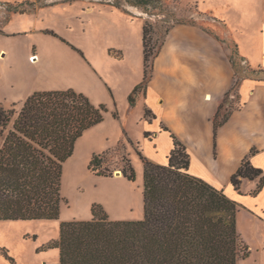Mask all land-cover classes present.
I'll return each instance as SVG.
<instances>
[{
  "label": "rangeland",
  "instance_id": "374dc122",
  "mask_svg": "<svg viewBox=\"0 0 264 264\" xmlns=\"http://www.w3.org/2000/svg\"><path fill=\"white\" fill-rule=\"evenodd\" d=\"M161 1L146 10L120 7L112 0H0V85L20 75H38L35 92L72 89L107 108L104 120L85 130L64 163L60 217L0 220V264H58L59 249L47 244L59 238L62 222L90 220L95 204L112 219L111 213L127 220L145 218L141 155L169 160L161 140L157 147L148 141L151 135L146 136L143 114L131 108L143 92L135 95L132 105L130 97L145 77L147 22L152 26L151 44L166 39L167 30L179 23H194L225 39L229 52L234 40L250 54L261 47L264 0ZM8 4L27 12L13 13ZM121 141L123 148L118 146ZM103 151H107L108 176L123 167L126 155L136 179L121 185L118 178L94 174L89 169L91 158ZM239 206L238 231L249 248L243 263L264 264V208L257 213L245 204Z\"/></svg>",
  "mask_w": 264,
  "mask_h": 264
},
{
  "label": "trees",
  "instance_id": "16d2710c",
  "mask_svg": "<svg viewBox=\"0 0 264 264\" xmlns=\"http://www.w3.org/2000/svg\"><path fill=\"white\" fill-rule=\"evenodd\" d=\"M112 2L146 10L155 2L162 4L161 0ZM8 5L13 13L27 12ZM151 30V23L147 22L143 42L145 77L130 97L132 105L135 95L146 90L155 58L165 42L164 38L151 44ZM219 39L225 43V39ZM231 49L229 58L236 81L213 118L215 147L218 131L235 107L234 100L230 101L232 92L245 78L264 79V68H251L236 41ZM106 111L105 105L96 106L86 95L72 89L34 92L16 115L14 109L8 111L0 105V220L60 217L64 163L72 156L77 139L101 123ZM145 116L152 120L151 110L146 109ZM163 129L170 131L174 142L169 162L161 164L141 155L145 218L113 220L102 206L95 204L90 220L62 222L59 238L47 244V248L59 249L58 264H238L248 256L249 248L237 229L239 203L191 174L186 145L169 127ZM149 135L147 131L146 136ZM118 146L124 147V142ZM106 153L92 156L89 169L94 174L108 176ZM123 161L118 171L134 181L136 170L131 159L123 155ZM243 178H260L255 194L264 185L262 169L252 165L249 157L232 176V183L239 190Z\"/></svg>",
  "mask_w": 264,
  "mask_h": 264
},
{
  "label": "crops",
  "instance_id": "0c3cea01",
  "mask_svg": "<svg viewBox=\"0 0 264 264\" xmlns=\"http://www.w3.org/2000/svg\"><path fill=\"white\" fill-rule=\"evenodd\" d=\"M259 40L261 47L256 54L243 51L238 45L240 54L254 69L264 68V35ZM224 44L208 27L205 29L194 23H179L172 27L155 58L153 75L146 90L137 105L131 108L139 111V116L143 114L144 129L151 135L148 141L157 147L161 140L162 151L170 155L174 142L170 131L163 126L169 127L190 153L191 174L258 213L264 208V185L257 194L254 193L260 178H243L239 190L232 183V176L247 157L252 165L262 169L264 175V79L245 78L238 90L232 92L231 99L238 105L228 122L219 129L215 147L213 118L236 81L229 49ZM37 76L20 75L12 80L13 83L10 80L8 84V80L2 82L0 105L8 111L14 109L16 115L25 100L36 91ZM146 109L151 110L152 120L145 118ZM149 157L157 163L169 162L166 158ZM106 177L118 178L121 185L131 182L123 174ZM252 202L263 204L259 207ZM241 211L239 206L237 218ZM111 215H114L113 220L130 219L115 213ZM240 261L238 264H244V259Z\"/></svg>",
  "mask_w": 264,
  "mask_h": 264
},
{
  "label": "water",
  "instance_id": "95a60500",
  "mask_svg": "<svg viewBox=\"0 0 264 264\" xmlns=\"http://www.w3.org/2000/svg\"><path fill=\"white\" fill-rule=\"evenodd\" d=\"M116 174H117V175H120V174H122V173H121V171H117Z\"/></svg>",
  "mask_w": 264,
  "mask_h": 264
}]
</instances>
